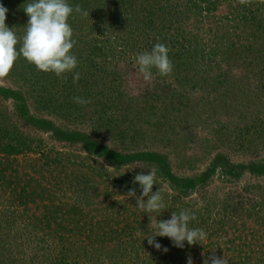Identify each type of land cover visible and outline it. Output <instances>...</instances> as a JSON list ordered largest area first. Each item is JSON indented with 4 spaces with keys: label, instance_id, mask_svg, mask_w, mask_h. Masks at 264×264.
Masks as SVG:
<instances>
[{
    "label": "rangeland",
    "instance_id": "1",
    "mask_svg": "<svg viewBox=\"0 0 264 264\" xmlns=\"http://www.w3.org/2000/svg\"><path fill=\"white\" fill-rule=\"evenodd\" d=\"M29 2L0 0L17 51ZM67 2L88 13L67 21L73 72L58 77L18 55L0 85L35 117L123 154H160L174 176L195 182L176 184L147 161L118 165L80 141L57 140L28 125L19 99L0 95V264H204L212 255L264 264V173L226 171L219 161L204 174L219 155L264 163V0ZM156 43L168 48L173 70L153 68L146 81L135 57ZM149 168L166 208L157 219L194 213L189 227L207 233L202 244L142 241L157 213L150 220L126 194H141L133 177Z\"/></svg>",
    "mask_w": 264,
    "mask_h": 264
},
{
    "label": "clouds",
    "instance_id": "2",
    "mask_svg": "<svg viewBox=\"0 0 264 264\" xmlns=\"http://www.w3.org/2000/svg\"><path fill=\"white\" fill-rule=\"evenodd\" d=\"M28 16L26 31L22 37V45L17 51L18 37L6 23L8 9L0 3V78L6 77L13 67L18 55H22L28 62L44 72H52L61 76L67 72H73L77 66V59L70 50L75 43L72 40L73 31L68 18L73 13L88 15L77 5L73 8L67 0H31L23 8ZM168 48L163 43H156L150 51L139 53L135 57V65L143 78L151 80L152 69L155 68L161 76H167L173 70L172 61L168 55ZM79 79V73L73 74V80ZM77 104L84 105L89 101L77 96L73 97ZM139 166V165H138ZM141 167V166H139ZM142 168V167H141ZM156 172L149 168L147 173H139L133 177V183L139 185L141 194L136 196V189H130L127 197H136V204L148 214L157 213L154 228L155 231L143 237L147 243L156 249L162 245L156 237H167L173 246L183 248L185 242L188 245L201 243L207 237V233L200 228L189 227V222L195 219L194 213L182 210L178 214L173 212L169 219L158 220L157 217L165 210V204L160 195V189L153 192V185L157 184ZM144 197H147L145 200ZM168 251L167 247L163 249ZM188 264H193L191 258ZM204 264H225L223 259L214 255L205 260Z\"/></svg>",
    "mask_w": 264,
    "mask_h": 264
},
{
    "label": "trees",
    "instance_id": "3",
    "mask_svg": "<svg viewBox=\"0 0 264 264\" xmlns=\"http://www.w3.org/2000/svg\"><path fill=\"white\" fill-rule=\"evenodd\" d=\"M214 4V3H213ZM209 7V6H208ZM0 95L6 97V98H10L13 97L16 101L18 100V109H19V114L20 116L28 123V125L35 127L37 129L43 130V131H50L52 134V137H54L57 140H61V141H66V140H75V141H80L81 143H83L84 145H86L87 147L90 148V150H92L93 152H96L98 155L104 156L106 158H108L110 161L118 164V165H123V164H127L130 162H135V161H147L149 163L154 164L156 167L159 168V170L166 175V177L170 180H172L174 183L178 184L179 183V178L174 176V174L170 171L169 169V165L166 162L165 158L160 155L157 154L155 152H141V153H120L117 151H113L110 148L98 144L96 142H93L92 139H90L88 136L86 135H82L79 132H69V131H65L62 130L60 127H58L57 125H55L51 120L46 119V118H39V117H35L31 114H29V110L27 109V106L25 105L24 101L21 100V98H19L17 96V93L14 92L11 89H7L5 87H3L2 85H0ZM19 148L17 146H11L8 148V152L13 153L16 152ZM222 161V166L223 169H225L226 171L229 169H231L230 171H235L234 173H239V171H243L245 169H249L252 172H256L258 174H263L264 173V163H255L252 162L250 164H231L228 162V160L222 156H217L214 160V163L212 165V167H209L208 170L205 171V175H209L218 165L217 162ZM181 182H183V184L186 187H191L193 186L195 180L193 179H189L186 181L180 180Z\"/></svg>",
    "mask_w": 264,
    "mask_h": 264
}]
</instances>
